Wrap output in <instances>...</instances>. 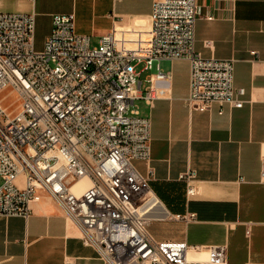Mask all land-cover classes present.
<instances>
[{
    "label": "built area",
    "instance_id": "obj_1",
    "mask_svg": "<svg viewBox=\"0 0 264 264\" xmlns=\"http://www.w3.org/2000/svg\"><path fill=\"white\" fill-rule=\"evenodd\" d=\"M200 16L198 0H153L150 49L135 55L121 49L114 31L98 44L78 33L74 13L54 16L38 50L36 14L0 12V94L12 87L22 102L16 114L0 104V215L28 217L45 193L106 264H229L226 244L204 248L152 235L153 220L192 222L196 214L170 213L134 165L151 159L152 121L139 102L152 105L170 81L162 61L191 62L190 109L246 103L245 88L234 84L235 60L196 51ZM156 62L143 90L139 79ZM194 177L181 175L188 196L196 193ZM204 249L205 259L190 258Z\"/></svg>",
    "mask_w": 264,
    "mask_h": 264
},
{
    "label": "crops",
    "instance_id": "obj_2",
    "mask_svg": "<svg viewBox=\"0 0 264 264\" xmlns=\"http://www.w3.org/2000/svg\"><path fill=\"white\" fill-rule=\"evenodd\" d=\"M198 4L196 51L206 58L235 60L234 84L245 88L246 103L241 108L215 104L206 111L190 109L185 99L191 62L162 61L170 81L160 84L152 105L139 102L141 114L152 121L151 159L134 165L150 178L170 213L196 214L192 222L156 219L181 228L171 238L157 240L204 248L226 244L229 264H264V0ZM0 12H34L38 50L52 32L54 16L72 13L76 31L91 35L94 44L114 31L127 54L150 49L153 0H0ZM154 66L157 72L158 63ZM144 82L143 90L148 87ZM188 172L195 174L196 193L190 196L181 179ZM206 256V249L190 252L191 259ZM0 264L106 263L44 193L28 217L0 215Z\"/></svg>",
    "mask_w": 264,
    "mask_h": 264
},
{
    "label": "rangeland",
    "instance_id": "obj_3",
    "mask_svg": "<svg viewBox=\"0 0 264 264\" xmlns=\"http://www.w3.org/2000/svg\"><path fill=\"white\" fill-rule=\"evenodd\" d=\"M144 68V63H140L137 65V70L141 71ZM156 68L153 67L152 70L146 71L142 73V77L139 79L140 81H144L147 74L150 72H155ZM146 86V82H144L143 87ZM0 100L6 106L7 110L14 114L18 112L21 108L22 102L21 98L19 97L18 93L12 88L8 87L0 94ZM1 185V179H0ZM150 231L154 235L156 239H164V238H171V236L178 234L181 232V228L175 225L170 221H163V220H154L151 224Z\"/></svg>",
    "mask_w": 264,
    "mask_h": 264
}]
</instances>
